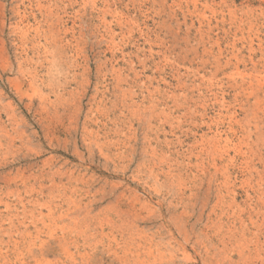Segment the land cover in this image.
Segmentation results:
<instances>
[{"label":"rangeland","instance_id":"374dc122","mask_svg":"<svg viewBox=\"0 0 264 264\" xmlns=\"http://www.w3.org/2000/svg\"><path fill=\"white\" fill-rule=\"evenodd\" d=\"M187 1L0 0V264H264V0Z\"/></svg>","mask_w":264,"mask_h":264},{"label":"bare ground","instance_id":"6f19581e","mask_svg":"<svg viewBox=\"0 0 264 264\" xmlns=\"http://www.w3.org/2000/svg\"><path fill=\"white\" fill-rule=\"evenodd\" d=\"M187 2H189V0L187 1ZM221 2V1H220ZM222 3V2H221ZM262 3V2H261ZM177 4V3H176ZM214 5V4H213ZM201 6V5H200ZM171 7V6H170ZM207 7V6H206ZM228 7V6H227ZM194 8V7H193ZM225 9V8H224ZM234 10V9H233ZM249 10V9H248ZM251 10V9H250ZM247 11V10H246ZM178 13V12H177ZM232 13V12H231ZM236 14H237V12H236ZM245 14V13H244ZM240 15V14H239ZM242 15V14H241ZM246 15V14H245ZM240 19V18H239ZM244 19H246V18H244ZM237 21V20H236ZM251 21V20H250ZM219 23V22H218ZM245 23V22H244ZM242 25V24H241ZM233 33V32H232ZM258 33V32H257ZM259 34V33H258ZM204 35V34H203ZM259 36V35H258ZM219 37V36H218ZM243 38V37H242ZM254 40V39H253ZM179 41V40H178ZM211 41V40H210ZM246 41V40H245ZM202 42V41H201ZM218 42V41H217ZM236 42V41H235ZM249 42V41H248ZM207 43V42H206ZM185 44V43H184ZM213 45V44H212ZM245 45V44H244ZM251 45V44H250ZM200 46V45H199ZM202 46V45H201ZM205 46V45H204ZM211 47V46H210ZM227 47V46H226ZM243 47V46H242ZM228 48H230V46L228 47ZM232 48V47H231ZM256 48V47H255ZM204 49V48H203ZM201 50V49H200ZM228 50V49H227ZM255 50V49H254ZM263 50V49H262ZM187 51V50H186ZM207 51H210V50H207ZM222 51V50H221ZM195 52V51H194ZM197 52V51H196ZM204 52V51H203ZM258 52V51H257ZM206 53V52H205ZM254 53H255V51H254ZM254 53H252V54H254ZM261 53V52H260ZM200 54V53H199ZM203 54V53H202ZM223 54V53H222ZM207 55V54H206ZM225 55V54H224ZM238 55V54H237ZM243 55V54H242ZM257 55V54H256ZM196 56V55H195ZM210 56V55H209ZM214 57V56H213ZM231 57V56H230ZM232 57H233V55H232ZM253 57V56H252ZM248 58V57H247ZM231 59V58H230ZM224 61V60H223ZM263 61V60H262ZM212 62V61H211ZM223 63V62H222ZM247 63V62H246ZM199 64V63H198ZM207 64V63H206ZM212 64V63H211ZM231 64V63H230ZM233 64V63H232ZM201 65V64H200ZM205 65V64H204ZM240 65V64H239ZM256 65V64H255ZM254 65V66H255ZM257 65H259V64H257ZM261 66V65H260ZM217 68V67H216ZM228 68V67H227ZM236 68V67H235ZM260 68V67H259ZM264 68V67H263ZM177 69V68H176ZM226 69V68H225ZM249 69V68H248ZM179 70H180V68H179ZM219 70V69H218ZM224 70V69H223ZM228 70V69H227ZM237 70V69H236ZM256 70V69H255ZM255 70H254V72H255ZM222 71V70H221ZM242 71H244L243 69H242ZM241 71V72H242ZM245 72V71H244ZM177 73V72H176ZM221 73V72H220ZM182 75V74H181ZM233 76V75H232ZM251 78H255L256 79V83H257V85H258V87H261L262 85H264V75H262V74H256V75H252V77ZM199 79V78H198ZM249 79V78H248ZM204 80V79H203ZM182 82V81H181ZM203 82V81H202ZM210 82V81H209ZM218 82V81H217ZM220 82V81H219ZM251 82V81H250ZM221 83V82H220ZM200 84V83H199ZM212 84V83H211ZM222 84V83H221ZM225 84V83H224ZM252 84H254V83H250L248 86H250V87H253V85ZM196 85V84H195ZM208 85V84H207ZM255 85V84H254ZM211 86V85H210ZM230 86V85H229ZM231 87V86H230ZM206 88V87H205ZM233 88V87H232ZM237 88V87H236ZM241 88V87H240ZM246 88V87H245ZM247 88H249V87H247ZM211 89V88H210ZM216 89V88H215ZM235 89V88H234ZM242 89V88H241ZM254 89V88H253ZM220 90H222V89H220ZM256 90V89H255ZM254 90V91H255ZM215 91V90H214ZM259 91H261V89L259 90ZM216 92V91H215ZM258 92V91H257ZM212 93V92H211ZM251 93V92H250ZM252 94V93H251ZM212 95V94H211ZM232 95V94H231ZM203 96V95H202ZM243 96V95H242ZM247 96V95H246ZM186 97V96H185ZM251 97V96H250ZM178 98V97H177ZM187 98H188V96H187ZM190 99V98H189ZM205 99V98H204ZM221 99V98H220ZM185 100V99H184ZM195 100V99H194ZM218 100V99H217ZM178 101V100H177ZM188 101V100H187ZM182 102V101H181ZM200 102H201V100H200ZM204 102V101H203ZM260 102V101H259ZM227 103V102H226ZM256 103H257V101H256ZM243 104V103H242ZM221 105V104H220ZM222 105H224L223 103H222ZM229 105H231V104H229ZM179 106V105H178ZM225 106V105H224ZM227 106V105H226ZM232 106V105H231ZM252 106V105H251ZM236 109V108H235ZM253 109H255V108H253ZM205 110V109H204ZM241 110H244V109H241ZM245 111H246V109H245ZM264 111V110H263ZM242 112V111H241ZM192 113V112H191ZM191 113H189V115L191 114ZM258 113V112H257ZM260 113V112H259ZM194 114V113H193ZM222 114V113H221ZM219 115V114H218ZM238 115V114H237ZM202 116V115H201ZM223 116H226V115H223ZM256 116V115H255ZM253 117V116H252ZM214 118V117H213ZM241 118V117H240ZM224 119V118H223ZM231 120V119H230ZM259 120V119H258ZM217 121V120H216ZM226 122V121H225ZM232 123H233V121H231ZM220 123V122H219ZM236 123V122H235ZM234 123V124H235ZM217 125H218V123H217ZM221 125V124H220ZM250 126V125H249ZM252 126V125H251ZM218 129V128H217ZM232 130H234V129H232ZM241 130V129H240ZM236 132V131H235ZM234 134V133H233ZM259 134V133H258ZM204 141V140H203ZM221 141V140H220ZM252 142V141H251ZM218 143V142H217ZM197 144V143H196ZM200 145V144H199ZM255 145V144H254ZM198 146V145H197ZM196 146V147H197ZM217 146V145H216ZM219 146V145H218ZM264 148V147H263ZM249 150V149H248ZM191 151V150H190ZM248 159V158H247ZM256 164V163H255ZM246 167V166H245ZM254 170V169H253ZM253 172V171H252ZM262 172V171H261ZM250 175V174H249ZM248 178V177H247ZM251 182V181H250ZM260 182V181H259ZM258 182V183H259ZM256 184V183H255ZM263 184V183H262ZM252 188V187H251ZM261 189V188H260ZM252 191V190H251ZM257 191H259V190H257ZM253 192V191H252ZM17 194V193H16ZM4 200V199H3ZM20 201V200H19ZM25 201V200H24ZM23 201V202H24ZM258 202V201H257ZM6 203V202H5ZM25 203V202H24ZM236 203V202H235ZM6 205V204H5ZM8 205V204H7ZM27 209V208H26ZM258 209V208H257ZM227 212V211H226ZM255 213V212H254ZM262 213V212H261ZM4 214V213H3ZM222 215V214H221ZM224 216V215H223ZM261 216V215H260ZM13 216H11L10 218H12ZM244 217V216H243ZM230 218V217H229ZM251 220V219H250ZM251 222V221H250ZM225 223V222H224ZM253 223V222H252ZM222 224V223H221ZM255 225V224H254ZM221 229V228H220ZM225 231V230H224ZM255 234V233H254ZM244 235V234H243ZM233 237V236H232ZM229 238V237H228ZM239 239V238H238ZM243 239V238H242ZM15 240V239H14ZM234 240V239H233ZM244 241V240H243ZM264 241V240H263ZM227 243V242H226ZM31 244V243H30ZM244 244V243H243ZM244 245H246V244H244ZM245 247V246H244ZM244 249V248H243ZM247 250V249H246ZM241 252V251H240ZM259 252V251H258ZM264 253V252H263ZM19 260V259H18Z\"/></svg>","mask_w":264,"mask_h":264}]
</instances>
